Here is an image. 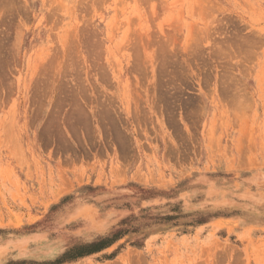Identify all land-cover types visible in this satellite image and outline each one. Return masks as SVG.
<instances>
[{
    "label": "rangeland",
    "instance_id": "374dc122",
    "mask_svg": "<svg viewBox=\"0 0 264 264\" xmlns=\"http://www.w3.org/2000/svg\"><path fill=\"white\" fill-rule=\"evenodd\" d=\"M0 264H264V0H0Z\"/></svg>",
    "mask_w": 264,
    "mask_h": 264
}]
</instances>
